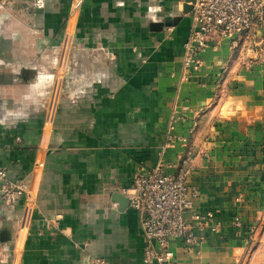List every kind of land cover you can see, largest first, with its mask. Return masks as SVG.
<instances>
[{
    "label": "crops",
    "instance_id": "crops-1",
    "mask_svg": "<svg viewBox=\"0 0 264 264\" xmlns=\"http://www.w3.org/2000/svg\"><path fill=\"white\" fill-rule=\"evenodd\" d=\"M186 4L0 0L4 67L52 76L49 94L0 93V170L25 190L0 196V264H145L114 195L187 158L197 241L172 238L173 264H264V30L186 67Z\"/></svg>",
    "mask_w": 264,
    "mask_h": 264
},
{
    "label": "built area",
    "instance_id": "built-area-1",
    "mask_svg": "<svg viewBox=\"0 0 264 264\" xmlns=\"http://www.w3.org/2000/svg\"><path fill=\"white\" fill-rule=\"evenodd\" d=\"M190 14L186 67L197 63V55L207 50L214 40L227 39L230 48L237 50L246 40L254 39L259 30H264V0H195ZM189 173L188 158L183 160L178 174H167L158 164L138 174L131 186L123 190L129 208L138 214L145 239V264H173L172 238H182L186 246L197 241L185 219L197 195L187 184ZM0 179L2 200L15 203L25 191L23 185L9 181L4 170H0ZM96 263L109 264L104 259Z\"/></svg>",
    "mask_w": 264,
    "mask_h": 264
},
{
    "label": "rangeland",
    "instance_id": "rangeland-1",
    "mask_svg": "<svg viewBox=\"0 0 264 264\" xmlns=\"http://www.w3.org/2000/svg\"><path fill=\"white\" fill-rule=\"evenodd\" d=\"M10 58L15 59L19 58V56L11 54V55H0V92L1 94L6 89L16 90L13 94L18 95L19 97L29 98L31 95L35 93L36 90H41L44 94H49L51 91V72L49 71V67L47 65H43V71L47 74L46 77H42V79H36V76H33V73L28 69L23 74L18 71V66H9L4 67V60H9ZM31 57L29 56V60ZM34 63V61H29V63ZM52 60L49 59V62L44 61L43 64L51 63ZM19 62H17V65ZM8 66V65H7ZM49 75V76H48ZM28 79V80H26ZM25 80V81H24ZM24 81V82H23ZM8 83H12L7 85ZM10 85L14 87H10ZM29 100V99H28Z\"/></svg>",
    "mask_w": 264,
    "mask_h": 264
},
{
    "label": "water",
    "instance_id": "water-1",
    "mask_svg": "<svg viewBox=\"0 0 264 264\" xmlns=\"http://www.w3.org/2000/svg\"><path fill=\"white\" fill-rule=\"evenodd\" d=\"M195 0H187V4L184 6V11L186 13H189L192 10L193 3ZM115 201L119 202L120 204V209L124 210L125 208L128 207L129 205V200L126 196H122L119 193H116L113 198Z\"/></svg>",
    "mask_w": 264,
    "mask_h": 264
}]
</instances>
